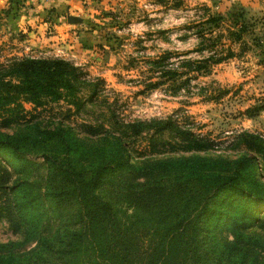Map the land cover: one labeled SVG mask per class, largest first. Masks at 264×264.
<instances>
[{
    "label": "rangeland",
    "instance_id": "rangeland-1",
    "mask_svg": "<svg viewBox=\"0 0 264 264\" xmlns=\"http://www.w3.org/2000/svg\"><path fill=\"white\" fill-rule=\"evenodd\" d=\"M2 10L0 131L27 137L19 156L0 149V254L95 263L89 252L66 263L54 255L78 230L79 205L45 194L49 164L32 142L40 124L58 129L50 150L87 170L114 156L104 128L121 136L127 149L95 194L130 241L155 238L154 227L191 211L197 263L264 264V0H80L69 22L81 26L57 39L64 12L48 11L41 34L15 28L17 8ZM26 57L69 61L71 82L34 68L27 76L37 83L23 86L14 62ZM153 119L173 123L158 129ZM234 171L242 197L204 196L206 175Z\"/></svg>",
    "mask_w": 264,
    "mask_h": 264
},
{
    "label": "trees",
    "instance_id": "trees-1",
    "mask_svg": "<svg viewBox=\"0 0 264 264\" xmlns=\"http://www.w3.org/2000/svg\"><path fill=\"white\" fill-rule=\"evenodd\" d=\"M222 57L217 56V59ZM14 64L21 76V84L23 86L27 84L29 88H32L33 83H37L35 78L27 76L28 71L34 72V68L45 78L63 73L60 78L63 82H69L76 69L69 61L57 57H26L16 60ZM150 123L159 125L158 129H166L173 121L153 119ZM142 124L147 122L139 120L134 126ZM32 130V142L44 149L41 155L49 164L45 194L55 203L73 199L79 205L78 230L64 247L54 253L57 259L66 263L68 258L79 257L89 252L90 257H95L94 264H200L197 263L200 241L197 236V224L190 216L191 211L186 216H177L172 221L162 223L160 228L154 227L153 234L155 229L159 234L155 238L144 240L145 237L143 238L141 234L140 238L136 236L134 241L133 239L130 241L128 228L118 219L110 203L95 194V189L102 180L109 162L120 161L127 149L121 136H114L110 130L104 128L103 138L111 136L117 140L114 156L110 159L101 158L96 165L87 170L73 162L67 153L50 150L52 145H58L60 142L57 139L59 135L56 133L57 128L34 124ZM25 135L21 132L0 131V149L11 152V158L19 156L25 144L24 139L27 137ZM204 187V196L210 189H214L215 192L223 191L226 196L242 197L245 193L237 171L206 175ZM208 208L204 207L205 210ZM43 259L36 258L33 263L29 260L28 264H41ZM0 264H21V261L14 254H0Z\"/></svg>",
    "mask_w": 264,
    "mask_h": 264
},
{
    "label": "crops",
    "instance_id": "crops-1",
    "mask_svg": "<svg viewBox=\"0 0 264 264\" xmlns=\"http://www.w3.org/2000/svg\"><path fill=\"white\" fill-rule=\"evenodd\" d=\"M6 7L9 12L17 8V13H13L14 17L12 19L13 24L16 26L15 28L19 29L27 25L30 27L35 26L37 27V32H41L42 29L46 28L47 19L45 14L48 11L53 10L59 16L64 12L65 20L54 22V30H52L54 35L52 37L55 39L57 37H68L73 32V28L81 26L80 24H75L76 22H69V20H76L73 13L80 9V0H0L2 11L5 12ZM28 32L30 33L31 31Z\"/></svg>",
    "mask_w": 264,
    "mask_h": 264
}]
</instances>
